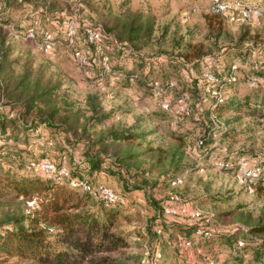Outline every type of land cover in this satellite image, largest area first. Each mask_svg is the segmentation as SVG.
Returning a JSON list of instances; mask_svg holds the SVG:
<instances>
[{"label": "trees", "instance_id": "16d2710c", "mask_svg": "<svg viewBox=\"0 0 264 264\" xmlns=\"http://www.w3.org/2000/svg\"><path fill=\"white\" fill-rule=\"evenodd\" d=\"M61 1L0 0L2 7L0 81L3 84L4 97L7 100L6 103L0 105V199L9 193H15L17 197L35 201L39 208L30 216L29 228L20 226L17 229H8L0 233V250L9 255L16 254L22 261L32 264H117L108 254L119 250L121 247H126V243L113 231L114 223L118 219V212L115 208L126 205L125 203H128L129 207H133L137 201L145 207L151 230L158 238L165 237L166 232L172 233V230L177 227L184 231L175 239L177 242L178 238L181 237L183 241L190 244L187 249H182V245L181 247L176 246V249L177 247L179 249L177 258L180 264H203L204 262L205 264H224L236 257V250L246 251L243 255L244 260L250 257L254 264H264V241L257 238L248 241L252 234L264 232V227H252L250 232L243 231L242 234H245L247 238L241 241L243 246H239L240 240L234 241L232 239L236 232L226 234L216 230L212 231L209 225L204 222L202 224L207 227L176 222L177 216L167 214L166 209L170 206L181 209L178 201L152 199L149 194V186L147 188V185L135 184L125 178L124 175L121 178L118 174H114L113 169L122 166L117 164V161H113L115 159L113 155H117V150L116 146L115 149L112 146L120 142L121 139L128 140L132 137L133 135H129L127 130L132 131L133 129L127 128L126 131L107 130L105 135H97L96 140H92L93 136L90 134L87 123L82 125L79 122L80 118L75 119L76 114L72 115L71 110L53 105V91L49 87L43 86L39 78L34 80L33 75L27 69L31 62H23L20 57L15 58V48H13L15 44L9 43L10 38L5 30L10 31L11 34L10 25L13 24L14 34L25 35L34 28L37 22L39 32L50 30L58 36H63L65 33L63 29L68 20L75 19L79 31L77 38L79 49L82 48L80 42L81 37L84 36V52H87L86 54L90 58L83 68L92 73L91 77H95V84L107 86V84H111V78H114L116 83H120L127 90L132 88L133 83L136 82L137 90H134L133 95H136L137 101L149 100L152 104V112L162 111L177 121H186L184 126L188 133L205 129L198 144L202 150L206 149L208 141L213 140L217 130H215L212 122V126L206 127L208 122H205L206 116H204L205 112L203 111L197 115H192V118H188L189 114L186 113L178 114L180 101L186 100L185 103H191L192 108L199 107L200 103L206 104L208 105L206 115L214 112L219 116L221 111L230 109L226 94L229 88L238 82V77L243 69L242 65L240 64L239 67L237 81L229 83V75L237 61L228 64L225 53L216 57L204 55L201 45L190 44L181 49L177 57L159 54L156 56L158 61L139 56L138 53L146 49L152 42L158 20L145 5L147 0H141L140 4L136 6H134V0H112L110 4H107L108 16L105 17L109 18L110 21L106 25H97L82 18L79 14L75 16L65 10H60L58 4ZM69 1L75 4H85L89 0ZM14 13L19 14V16ZM25 14L28 15V18L23 20ZM210 16L217 19L220 17L225 18V20L228 19L216 14L212 6ZM19 19H22L23 23ZM92 27L103 31L106 35V44H112L111 47L109 46V51H105L111 66L109 73L104 72L102 57L97 53L96 47L87 42L85 33L87 28ZM11 36L15 39L13 34ZM246 37L245 32L241 37V43L245 41ZM114 41L117 44L113 45ZM113 46H116L120 56L114 62L110 52ZM61 51L71 54L66 49H59L50 55ZM241 55L249 56V52H241ZM253 56L251 68L259 70L262 74L264 50L260 49L254 52ZM200 65L202 70L201 74L198 75L196 69ZM21 68L22 72L17 73L16 70ZM140 68L143 70V74L147 75L145 78H142L137 72ZM171 69L177 71V75L190 91L180 94L178 92L180 88L178 79L169 77L161 81L150 75L154 71L163 75V72ZM208 74L218 79V84L211 83L207 78ZM250 77L259 79V84L252 88L264 91L262 89L264 75H251ZM101 78H103L102 81H97ZM156 83H159L164 89L159 97L155 95ZM220 85H223L225 89L222 100L218 97H212L207 92V89L217 90ZM193 93L196 94V97L193 96ZM251 100L252 98L247 99L246 103L259 110L254 111L259 114L264 112V97L257 100L255 104H252ZM165 101L170 103L169 110L163 108ZM92 108L96 114H100L95 110V106ZM261 116L264 118V114ZM98 117L94 118L93 121L97 120L102 123L103 116ZM208 117L207 121H210ZM124 133L126 134L122 138ZM183 133L185 132L183 131ZM90 147H94L95 151ZM205 151V153L202 152V155L208 157L211 150L206 149ZM121 155L123 156V154ZM174 155L176 156L172 162V169L159 179V184L155 183L156 188L163 181L173 186L184 175L185 172L179 173L183 171L182 156H178L177 153ZM43 158L51 159L58 165L59 169L63 167L62 162L65 159L71 177L62 180L53 179L28 170L32 161ZM242 159L253 166H264V159L259 162H251L244 156H219L217 160L229 165V167L220 168V170L237 174L238 165ZM104 161L106 166L103 165ZM104 168L108 170L104 171ZM100 174H111L119 180L116 181L119 189L114 192L123 198V203H109L95 193L81 191V189L73 188L70 185L72 180H79L88 182L93 188H98L101 184H95V181ZM251 187L256 189L264 187V179L256 180ZM156 188L154 187L152 191L155 192ZM139 192L141 194L138 195L142 196L140 200L136 199ZM144 202L146 206L143 205ZM199 231L201 234H198ZM52 235H55L60 243L66 246L64 250L53 248L49 238ZM196 241L202 242L198 245ZM192 255L197 256L199 260H194L192 263ZM237 259L242 260V258Z\"/></svg>", "mask_w": 264, "mask_h": 264}, {"label": "rangeland", "instance_id": "374dc122", "mask_svg": "<svg viewBox=\"0 0 264 264\" xmlns=\"http://www.w3.org/2000/svg\"><path fill=\"white\" fill-rule=\"evenodd\" d=\"M140 1L134 0V6L140 4ZM111 2L112 0H89L85 4H75L69 0H62L58 8L75 16L79 14L94 24L106 25L110 21L105 17L108 16L107 4ZM145 5L158 20L152 42L138 53L139 56L158 61L156 56L159 54L177 57L180 50L186 46L201 45L204 55L216 57L225 53L228 64L237 61L243 67L238 82L232 85L226 94L230 104V106L228 104L229 110L221 111L219 116L214 112L206 115L208 105L200 103L199 107L192 108L191 103L188 102L190 105L188 118L203 111L206 116L205 122H208L206 127L212 126V114L224 126L223 130L216 131L212 141L207 142L206 149L211 150L208 157L202 155L206 149L202 150L198 147L205 129L188 133L184 126L186 121H177L162 111L152 112V104L149 100L137 101L136 95H133L134 90H137L136 82L128 91L120 83H116L114 78H111L110 85H96L95 77L93 75L91 77L92 73L78 65L71 54L61 51L50 55L40 51L32 42L13 39L12 31L11 34L10 31H5L10 38L9 43L15 44L13 47L15 58L20 57L23 62H31L27 69L34 80L39 78L43 86L53 91V105L71 110L72 115L76 114L75 119L80 118L79 122L82 125L87 123L90 134L93 136L92 140H96L97 135H105L107 130L133 129L127 130V133L134 137L128 140L121 139L112 146L114 149L116 146L117 150V155H113L115 157L113 161H117V164L122 166L115 167L114 174H118L121 178L124 175L135 184L147 185V188L149 186L150 197L157 198V201L171 200L173 196H177L181 209L176 208V222L203 225L205 220H209L205 222L209 227L226 234L236 232L232 239L243 241L247 238L245 234H242L243 231L250 232L252 227H264V187L256 189L248 186L238 173L232 174L220 170L217 159L219 156L228 157L229 155L244 156L251 162L264 159V118L261 116L264 112L259 114L258 109L246 103L247 99L252 98L251 103L255 104L257 100L264 97L263 90L253 89L248 83L251 75H262L259 70L251 68V65L254 52L264 50V15L248 23H232L223 17L217 19L210 16L211 0H147ZM259 5L264 9V4ZM245 32L247 37L241 43V37ZM84 40L82 36L80 46L83 51H85ZM107 44L106 46L110 47L112 45ZM115 44H117L116 41L113 45ZM244 51H248L249 56H242L241 52ZM110 52L112 61H117L120 56L116 46H113ZM173 70L163 72V75L154 71L150 75L161 81L169 77L178 79L180 81L178 92L181 94V92L190 91L177 75V71ZM201 70L200 65L196 69V74L200 75ZM16 71L20 73L22 68ZM137 72L142 78L147 76L143 74L141 68ZM193 96L196 97V94L193 93ZM92 106H95V110L100 114H96ZM182 106L180 104V107ZM98 116H103L102 123L93 121ZM207 116L210 121H207ZM90 149L93 150L94 147ZM175 153L182 156L183 171L179 173L185 172L184 175L176 185L170 186L163 181L156 188L155 183H158L159 179L172 169ZM103 165L106 166L105 161ZM107 170L104 168V171ZM99 176L95 184H101L112 191L119 189L116 182L119 180L111 174ZM154 187L155 192L152 191ZM138 194L141 193H137L136 199L140 200L142 196ZM142 200L144 201V198ZM125 204L115 208L118 219L114 223L113 231L123 239L126 247H121L108 256L117 264H180L177 258L179 249L178 247L176 249V246L181 247L183 238L179 237L177 242L175 239L184 231L177 227L172 230V233L166 232L165 237L158 238L151 230L145 207L137 201L133 207H129L128 203ZM143 205L146 206V203L144 202ZM36 210L39 208L35 201L17 197L15 193H9L1 198L0 233L20 226L29 228L30 216ZM195 210L201 213L202 221L192 218L191 214ZM49 238L53 248L58 250L66 248L55 235ZM252 238L264 241V232L252 234L248 241L253 240ZM201 242L196 241L198 245ZM184 248L182 246V249ZM250 251L253 250L250 249ZM245 253L246 251L236 250V257L224 264H254L250 257L244 260ZM192 257V263L194 260H199L195 255ZM237 258L242 260L239 261ZM0 264L32 263L22 261L16 254L9 255L0 250Z\"/></svg>", "mask_w": 264, "mask_h": 264}, {"label": "built area", "instance_id": "2783aa9c", "mask_svg": "<svg viewBox=\"0 0 264 264\" xmlns=\"http://www.w3.org/2000/svg\"><path fill=\"white\" fill-rule=\"evenodd\" d=\"M81 1V0H78ZM212 1V9L213 11L221 16H225L228 20L232 23L234 22H241V23H248L253 20L259 19L264 15V10L258 4H255L253 1L248 0H234V1H224V0H211ZM2 7L0 6V21L2 20ZM10 30L12 33L14 32V25H10ZM64 35L58 36L55 32L50 30H43L41 32L38 31V23L36 22L34 28L30 30L27 34H19L16 33L13 35L17 40H27L35 44V46L42 52L51 54L56 50L59 49H66L74 58V61L80 65L85 66L89 59L88 55L81 49H79L78 45V26L75 19L68 20L67 24L65 25ZM86 39L89 44H92L96 47L97 53L102 57V67L104 68V72L109 73L111 71V66L109 64V58L105 55V51L109 50L110 47L106 46V35L103 31H100L95 28H87L86 30ZM95 63V62H94ZM240 63L237 62L231 70L229 75V83H234L237 81V74L240 71ZM264 75V70L262 71ZM207 78L211 83L218 84L219 80L216 79L212 75H207ZM103 78L97 79V81H102ZM264 80V79H263ZM248 83L250 87H256L259 84V79L257 77H249ZM262 89H264V81L262 84ZM164 91L161 88L159 83L155 85V95L159 97L162 92ZM207 92L211 94L212 97H218L220 100L223 99L225 95V89L223 85H220L217 90H210L207 89ZM186 100H181L180 104L183 106L179 108L177 111L178 114L186 113L189 114V103H185ZM7 100L4 97V90L3 84L0 81V105L6 103ZM163 108L165 110L170 109V103L165 101L163 104ZM13 116V115H12ZM212 124L215 130H222L224 128L223 124L212 114L211 115ZM63 167L61 169L58 168V165L53 162L49 158H43L40 160L32 161L28 166V170L38 173L41 175H45L48 178L53 179H68L70 178V171L67 167V162L65 159L63 160ZM219 168L229 167L228 164L223 163L221 160H218L217 163ZM238 175L242 179V181L248 185L252 186L256 180L264 179V166H253L249 162L245 160H240L238 165ZM179 182V181H178ZM177 183H174L176 185ZM70 185L73 188H79L81 191L85 192H92L100 197L104 198L109 203H123L124 200L120 196H117L114 191L107 189L105 186L101 185L98 188H93L88 182L86 181H79V180H72ZM172 201L177 202L179 198L177 196H173L171 198ZM166 213L169 215L176 214V208L174 206H170L166 209ZM194 220H202L201 213L198 210H195L191 214ZM209 221V220H207ZM207 221L205 220L204 223ZM211 228V227H210ZM213 231L214 229L211 228ZM53 231V230H52ZM160 233V231H159ZM210 233V232H209ZM209 233H207L209 235ZM201 234V231L198 232ZM182 246L185 249L190 247L189 243L185 241L182 242ZM239 246H243V242H239ZM214 264V263H211Z\"/></svg>", "mask_w": 264, "mask_h": 264}, {"label": "crops", "instance_id": "0c3cea01", "mask_svg": "<svg viewBox=\"0 0 264 264\" xmlns=\"http://www.w3.org/2000/svg\"><path fill=\"white\" fill-rule=\"evenodd\" d=\"M255 4H261V5H263L264 4V0H252ZM263 1V2H262ZM41 11H43V8H41ZM19 14H22L21 12H19ZM28 18V15H24V19H23V16H22V19L23 20H26ZM23 20H22V23H23ZM25 22V21H24ZM12 35V34H11ZM129 89H127V91H128ZM129 94H131V93H129Z\"/></svg>", "mask_w": 264, "mask_h": 264}]
</instances>
